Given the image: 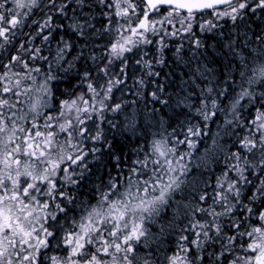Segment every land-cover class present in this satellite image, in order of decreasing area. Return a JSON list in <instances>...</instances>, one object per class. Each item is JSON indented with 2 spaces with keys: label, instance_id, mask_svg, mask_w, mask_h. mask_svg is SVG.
<instances>
[{
  "label": "snow or ice",
  "instance_id": "1",
  "mask_svg": "<svg viewBox=\"0 0 264 264\" xmlns=\"http://www.w3.org/2000/svg\"><path fill=\"white\" fill-rule=\"evenodd\" d=\"M253 18L0 0V264H264V35L220 24Z\"/></svg>",
  "mask_w": 264,
  "mask_h": 264
},
{
  "label": "trees",
  "instance_id": "2",
  "mask_svg": "<svg viewBox=\"0 0 264 264\" xmlns=\"http://www.w3.org/2000/svg\"><path fill=\"white\" fill-rule=\"evenodd\" d=\"M220 24L222 25L221 30L226 35H233L235 37L237 36V33H238L239 37L242 38L245 34H247L249 39L252 41V44H251L252 48H255L258 46V42L255 41L254 34L264 35V22H262L259 19L253 18L251 20H248L247 22H240L237 29H234L233 25L230 22L225 24V22L221 20ZM240 42L241 44H243L244 41L241 39ZM106 43L107 41L104 39H101L99 41L100 47L97 48L98 56L101 54V51ZM209 43H214V41H209ZM117 98H119V94H117ZM133 143H135V141H133ZM93 172H95L96 174L91 177L89 182H87V186L80 190L81 199H85V200L89 199V191L92 187L95 186V183L98 182L99 178L102 177L105 181H107L105 170L102 167L100 168L99 171H97L96 169H93ZM114 174L115 173L113 172V175Z\"/></svg>",
  "mask_w": 264,
  "mask_h": 264
}]
</instances>
